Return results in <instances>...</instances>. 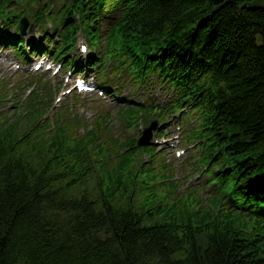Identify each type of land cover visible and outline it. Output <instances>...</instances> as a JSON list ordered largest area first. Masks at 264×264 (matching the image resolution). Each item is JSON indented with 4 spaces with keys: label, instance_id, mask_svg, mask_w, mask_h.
Returning a JSON list of instances; mask_svg holds the SVG:
<instances>
[{
    "label": "trees",
    "instance_id": "16d2710c",
    "mask_svg": "<svg viewBox=\"0 0 264 264\" xmlns=\"http://www.w3.org/2000/svg\"><path fill=\"white\" fill-rule=\"evenodd\" d=\"M20 2L31 8L0 0V17ZM54 21L60 58L81 26L105 43L103 71L170 85L156 116L188 107L210 199L176 201L172 167L109 136L106 120L86 134L67 108L41 122L47 91L22 99L18 84L14 113L0 116V264H264V0H64ZM151 112L127 108V126Z\"/></svg>",
    "mask_w": 264,
    "mask_h": 264
},
{
    "label": "rangeland",
    "instance_id": "374dc122",
    "mask_svg": "<svg viewBox=\"0 0 264 264\" xmlns=\"http://www.w3.org/2000/svg\"><path fill=\"white\" fill-rule=\"evenodd\" d=\"M79 37L82 35H78ZM5 51H0V53H2L3 56L6 57H11L10 54H8ZM15 60L13 58H1L0 59V77H13L17 74V72L15 71ZM34 66V65H33ZM69 74V72L67 73H63V77L67 76ZM48 77L52 78L54 76L48 74ZM58 79H60L59 77H57ZM55 80V79H54ZM58 81V80H56ZM66 82V81H65ZM64 86V83H63ZM65 88V86H64ZM85 98L88 97H94L97 99H94L93 101L88 100L86 103H83L82 105H78V109L79 111H81V116H83L86 120L90 121L92 119H94L97 115H99L102 112L105 111H109V110H113V115L116 116L118 113V109L116 107L117 104H114L110 98H105L103 100H99V98L96 96V94H88L87 96H84ZM122 106V104H121ZM180 174L186 178V173L184 172V169L182 167V165L180 166ZM184 178V181H185ZM190 184L192 183H197L196 180L194 179L192 182H189Z\"/></svg>",
    "mask_w": 264,
    "mask_h": 264
},
{
    "label": "bare ground",
    "instance_id": "6f19581e",
    "mask_svg": "<svg viewBox=\"0 0 264 264\" xmlns=\"http://www.w3.org/2000/svg\"><path fill=\"white\" fill-rule=\"evenodd\" d=\"M80 55L82 56L81 53H80ZM82 57H84V56H82ZM156 87H157V88H163L164 90H167V89L170 88V85H166V84H157ZM165 148H166V146H163V147L161 148V150L163 151Z\"/></svg>",
    "mask_w": 264,
    "mask_h": 264
}]
</instances>
